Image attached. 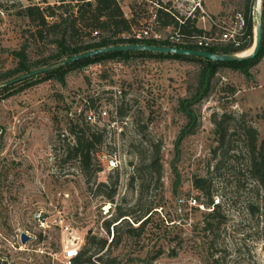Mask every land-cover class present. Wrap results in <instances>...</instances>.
Wrapping results in <instances>:
<instances>
[{
	"label": "rangeland",
	"instance_id": "rangeland-1",
	"mask_svg": "<svg viewBox=\"0 0 264 264\" xmlns=\"http://www.w3.org/2000/svg\"><path fill=\"white\" fill-rule=\"evenodd\" d=\"M58 1L0 0V74L17 66L14 54L23 47L30 62L55 51L54 44L32 36L33 29L20 12L30 4ZM198 1L215 20L227 22L243 14L246 4V0H120L127 17L133 10L134 30L152 24L164 35L174 27L153 26L157 10H171L180 19L195 18L202 27L201 9L191 14ZM254 3L253 45L262 0ZM198 72L193 62L132 57L72 69L64 83L38 76L4 92L0 264H66L67 252L79 251L89 235L109 243L114 235L120 236L121 243L110 248L106 264H264V190L250 176L245 135L246 126H252L259 141L264 139V54L248 76L228 67L219 71L212 94L197 106L200 128L177 147L186 122L178 101L194 89ZM121 106L125 117L118 115ZM104 111L107 115L102 117ZM90 112L97 116L96 123L87 121ZM223 113L233 119L222 146L212 117ZM74 125L104 133L98 147L102 162L95 161L90 183L79 160L67 158ZM153 143L162 147L159 172L150 167ZM114 154L122 160L118 173L105 164V157ZM117 175L119 188L112 203L97 192H108L109 187L100 184L110 186ZM202 177L210 180L214 204L220 205L215 217H208L214 208L206 206L209 199L194 186L195 178ZM193 199L197 205L191 206ZM252 207L259 209L253 212ZM39 209L48 215L64 212L65 226L41 229L33 219ZM120 212L129 215L108 233L106 222ZM23 233L30 237L26 243ZM87 264L102 263L93 257Z\"/></svg>",
	"mask_w": 264,
	"mask_h": 264
},
{
	"label": "trees",
	"instance_id": "trees-1",
	"mask_svg": "<svg viewBox=\"0 0 264 264\" xmlns=\"http://www.w3.org/2000/svg\"><path fill=\"white\" fill-rule=\"evenodd\" d=\"M254 2L255 0H246L243 14L247 22L248 39L242 46L235 48L231 44H220L209 48L208 51L218 54H237L245 52L252 47L254 37ZM20 15L28 19L33 29L32 36L42 42L54 44L55 51L50 56L36 62L29 61L27 47H23L19 51H16L14 55L18 59V64L13 70L0 74V84L24 73L31 72L32 70L47 67L68 57L109 46L146 44L199 50V47L195 45H178L168 41H157L153 39L137 40L132 37H127L134 30L136 19L133 10L130 18L125 15L120 0H60L54 5L47 4L46 6L30 4L21 10ZM261 15L264 29V0H262ZM157 17L163 26L180 27L185 37L201 36L208 33L197 27V19L195 18H182L181 20L183 22L180 23L175 13L171 10L164 8L157 10ZM86 37H88V40L85 39ZM262 54H264V37L260 53L255 58L248 61L221 62L180 54L137 51L111 52L72 62L65 67L40 76H44L46 79H56L64 83L65 74L72 69H82L91 65L102 64L108 60L126 61L132 57L173 59L198 64L199 72L196 86L188 96L181 97L178 101V112L181 113L186 120L177 138L176 145L179 147L181 142L187 137L194 135L200 128L201 121L197 106L212 94L214 81L219 71L222 68L228 67L248 76L251 68L260 61ZM28 80L25 81L27 82ZM13 86L14 85L1 88L0 97ZM126 113L127 111L123 106L118 108V115L120 117H125ZM232 119L233 116L228 113H223L221 116L214 114L212 117V121L216 125L215 132L222 146L227 141ZM70 133L74 137V140L72 144H67V158H76L79 160L82 170L88 179L87 182L90 183L95 161L98 163H100L99 161L102 162L100 153H98V147H100L104 141V133L103 131L95 132L90 127L81 128L79 125L72 126L70 128ZM245 135L249 152L250 176L260 185L261 189L264 190V139L259 141L258 131L252 126H246ZM161 148V145L157 143L150 145V167L158 170V172L161 171L162 168ZM99 171H101L100 168H97V172ZM115 171L118 173L117 169ZM173 171L177 172L175 166H173ZM133 180L134 177L132 178V181ZM103 186L109 187L108 192L100 190L97 192V195H104L110 202L114 203L119 188V175L112 181L110 186L104 182L100 184V187ZM194 186L209 199L206 206L208 208L211 206L214 208L209 213L208 217H215L219 211L220 205L214 204L210 180L204 177L195 178ZM251 209L253 212H256L259 208L252 207ZM128 215V213L120 212L111 221L106 222L105 227L108 233L111 234L112 225ZM131 229L135 230L133 227ZM120 243V236L114 235L109 243V240L106 238H97L96 236L89 235L85 244L77 252L76 257L73 258L72 264H87L91 262L93 257H95L98 262L106 264L105 257L108 256L109 258L110 248ZM89 253H91V255L88 257ZM116 259L117 258H114L113 260ZM108 261L110 260L108 259ZM3 264L8 263L4 262Z\"/></svg>",
	"mask_w": 264,
	"mask_h": 264
},
{
	"label": "built area",
	"instance_id": "built-area-1",
	"mask_svg": "<svg viewBox=\"0 0 264 264\" xmlns=\"http://www.w3.org/2000/svg\"><path fill=\"white\" fill-rule=\"evenodd\" d=\"M201 9L202 17L206 18L212 25V31L207 34L199 35V36H190L185 37L181 32L180 27H174L168 34L164 35L161 32L154 31V27L152 28V24H147L141 29L133 30L131 34L127 37H132L137 40L144 39H153L157 41H168L178 45H195L199 47V50L208 51L209 48L214 47L220 44H231L235 48H239L242 44L248 39L247 36V22L244 14L237 13L234 18L229 22L227 21H218L215 20L212 16H210L206 10L201 5V2H196L192 13L193 14L197 9ZM254 13V12H253ZM180 23L183 21L177 17ZM161 21L157 17V13L153 16V26L156 28L161 27ZM217 33L214 34L213 32ZM107 115V111L102 112L101 116L104 117ZM97 116L90 112L87 114V121L90 123H96ZM106 167L110 170H119L122 167V160L117 155H110L109 157H105ZM180 203H184V199L179 200ZM189 204L192 206L197 205V200H189ZM33 219L37 223V225L43 229H49L51 227H64L66 223L65 214L62 211H59L55 214L48 215L43 210H36L33 214ZM78 250L74 249L67 252L66 264H72V260L76 257Z\"/></svg>",
	"mask_w": 264,
	"mask_h": 264
},
{
	"label": "water",
	"instance_id": "water-1",
	"mask_svg": "<svg viewBox=\"0 0 264 264\" xmlns=\"http://www.w3.org/2000/svg\"><path fill=\"white\" fill-rule=\"evenodd\" d=\"M257 3L259 0H255ZM261 3V1H260ZM264 37L263 29V19L260 14L259 21L255 27V43L253 45V51L251 54H218L205 50H191L185 48H179L174 46H155V45H146V44H125L118 46H109L105 48H100L97 50H92L86 53H82L76 56L68 57L62 61L51 64L47 67L32 70L31 72L24 73L14 79L8 80L0 84V89L4 87H9L11 85H16L25 80L38 77L40 75L46 74L58 70L62 67L67 66L68 64L76 61H80L86 58L94 57L101 54L111 53V52H153L161 54H180L186 56H197L204 59H209L212 61H221V62H241L248 61L255 58L261 51ZM30 239L25 233L22 234V242L26 243Z\"/></svg>",
	"mask_w": 264,
	"mask_h": 264
},
{
	"label": "crops",
	"instance_id": "crops-1",
	"mask_svg": "<svg viewBox=\"0 0 264 264\" xmlns=\"http://www.w3.org/2000/svg\"><path fill=\"white\" fill-rule=\"evenodd\" d=\"M211 16V15H210ZM200 22L202 23H204V25L202 26V27H198V28H200V29H203V30H205L206 32H210V31H212V25H211V23L206 19V18H203V17H201V19H200ZM202 23V24H203Z\"/></svg>",
	"mask_w": 264,
	"mask_h": 264
},
{
	"label": "bare ground",
	"instance_id": "bare-ground-1",
	"mask_svg": "<svg viewBox=\"0 0 264 264\" xmlns=\"http://www.w3.org/2000/svg\"><path fill=\"white\" fill-rule=\"evenodd\" d=\"M258 2H259V1H258ZM253 48H254V47H252L251 49H249V50H247V51H245V52H243V53H241V54H244V55L251 54L252 51H253Z\"/></svg>",
	"mask_w": 264,
	"mask_h": 264
}]
</instances>
